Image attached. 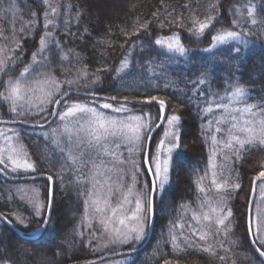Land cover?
I'll return each mask as SVG.
<instances>
[{"label": "trees", "instance_id": "16d2710c", "mask_svg": "<svg viewBox=\"0 0 264 264\" xmlns=\"http://www.w3.org/2000/svg\"><path fill=\"white\" fill-rule=\"evenodd\" d=\"M240 1L243 0H49L54 6H62L61 15L56 18L57 24L52 27L54 39L60 46L57 48L55 44L50 43V51L44 53L46 62L50 65L47 75L62 84L63 91L60 95L69 89L64 83L65 80L91 85L98 77V83L92 88L95 94L127 97L138 101H143L146 96H158L168 103L167 115L181 116L180 148L173 156L170 182L163 196L157 193L155 198L151 238L135 253L129 264H162L166 259L171 262L179 259L169 242L168 226L169 221H176L180 214L197 211L200 199H198L196 181L201 177H203L202 181L209 179L208 175H205V170L210 155V132L206 140L203 131L207 130L210 114L202 111L208 106L206 99L211 100L213 96L230 92L234 86H242L249 91L245 103L259 104L264 101V0H250L249 6L255 10L254 16L242 20L239 26H236L232 21L237 19L235 6L240 4ZM14 2L17 9L15 12L22 13L23 21L18 22L17 15L7 16L5 7L2 8L7 1L0 0V42L3 41L4 46L10 49V59H14L17 55L23 56V63L19 64L15 73H11L18 75L30 63L31 53L37 48L43 25L41 15L46 8L38 0H14ZM33 8L36 13L30 12ZM208 17H214L212 25L204 33L196 34L194 22L198 25ZM252 18L257 20L256 25L251 24ZM11 20L15 22L13 32L7 30L8 22ZM30 21L31 30L21 33V29L28 26ZM143 23L148 24V31L141 30L137 33L136 29ZM220 29L242 31L253 35L247 37L246 45L230 42L219 45L211 51H205L204 48L212 43V36ZM171 34H177L182 44L190 48L186 55L166 53L153 43L157 38ZM7 39L15 41L12 45H7L5 44ZM235 47L241 49L239 54L233 50ZM121 60H127L128 67L117 73L115 69L121 67ZM83 71H86L90 78L81 77L80 73ZM200 79H204L205 82L199 83ZM200 93L204 95L201 96ZM124 104L132 109H146L155 116L159 112L155 104L144 107ZM0 111L7 113L5 110ZM48 117L38 120L30 115L22 117L7 114L1 118L44 122ZM159 129L153 134V151ZM243 155L246 159L234 160L233 165L239 173L238 182L242 184L243 190L238 196L233 193L228 207L233 211V219L237 226L236 233L240 237L239 257H247V264H264V260L249 244L246 233V206L251 179L257 175L261 166H264V151L249 149ZM131 161L122 171V174L126 173L123 175V181L126 183L118 180L119 187L116 189L123 191L132 185L135 170L131 166ZM140 161L139 155L138 165ZM145 178L146 175L143 173L136 178L137 192L143 190ZM36 181L47 184L43 179ZM7 182L8 180L0 175L2 194L4 183ZM71 183V185L66 184L69 186L64 195L62 193L59 195V184L54 183V202L57 203L59 199H65L64 201L70 203L77 202L80 197V194L77 195L79 190L74 182ZM47 187L46 185L41 188L42 197L46 200ZM20 205L17 195H0V213L6 215L15 227L24 232L37 229L41 223L37 222L32 211L25 213ZM57 205L58 208L61 206V204ZM74 206L75 210L71 220H68V227L64 229L72 228L75 216L80 212V210L76 212V207L79 206L77 204ZM16 213L26 218L27 227L17 222L13 216ZM0 222V260H6L8 264H51L45 263L41 258L30 259L28 256L29 249L34 250L39 256L40 238H25L1 220ZM142 242L127 248H135ZM250 254L252 258L248 257ZM202 256L198 251L189 249L183 259L186 264H200Z\"/></svg>", "mask_w": 264, "mask_h": 264}, {"label": "snow or ice", "instance_id": "6c2138e0", "mask_svg": "<svg viewBox=\"0 0 264 264\" xmlns=\"http://www.w3.org/2000/svg\"><path fill=\"white\" fill-rule=\"evenodd\" d=\"M43 4L47 6L49 11H44V34L39 39V48L36 52L31 53V61L26 65L18 75H11L15 73L19 64L23 63V56L17 55L14 59L8 57L0 58V110H5L7 113L16 116L27 117L30 114H45L58 116L63 123L62 129H54L53 135L59 134L63 139L65 147L60 149L61 155L64 159L61 161L62 166L67 164L69 160L72 163L69 165L70 170L77 171L83 180H77V187L83 186L86 190L83 195L85 197L83 203L85 205L84 211L87 213L89 207H93L96 213L104 214L111 211L113 219H109L106 223L101 220V225L108 230V224L113 223L115 226L111 231L115 234L113 243L120 244H136L146 239L148 229L150 227L149 221L155 216V198L157 193L163 196L166 186L170 182L171 164L174 153L180 148V134L179 124L181 116L179 114L167 115L168 103L165 99L158 96H146L142 101L143 105H152L155 103L158 106L159 112L156 117H151L150 113H141L140 115H126L123 119H117L106 115L103 111H99L97 107H90L88 103H81L73 101L68 102V96L73 94L71 85L77 81L65 80L64 83L69 85V91L65 92L63 97H60V92L63 91L61 85L50 75H47V70L50 67L46 62L47 58L44 53L50 51L49 44H55L59 48V42L54 39L53 33L47 31L50 26L55 27L57 24L56 18L61 15V5H52L49 0H42ZM237 11H239L237 9ZM254 8L249 7L247 11L248 17L254 16ZM51 14V18H50ZM35 15V14H33ZM214 17H208L204 22H199L198 25L194 22V31L196 34H202L206 29L212 25ZM251 24L256 25L257 20L251 19ZM233 25L239 26L237 20L232 21ZM14 26V25H13ZM32 22L21 29V33L31 30ZM141 30L147 32L148 24L143 23L137 29V33ZM249 35L242 31L221 30L218 34L212 36V45L205 51H211L219 45H225L230 42L237 44H247ZM23 37H21L22 39ZM155 45L166 48L168 52L178 53L180 56L187 54L188 49L184 47L178 35L173 34L164 38H157ZM19 47V44H17ZM237 54L241 49L235 47L233 49ZM13 51H15L13 49ZM5 52V49L0 48V53ZM38 56L40 59H38ZM66 59V57H65ZM121 67L116 68L115 71L120 73L128 67L127 60H121ZM151 63V61H149ZM86 67V66H85ZM112 71V69H106ZM81 77L88 79V73L83 71L80 73ZM205 76L207 73L204 74ZM7 77V79H4ZM31 78V79H29ZM99 78L93 80L84 91V95L92 94L93 100H96V94L92 92V88L96 86ZM204 79H200L199 83L203 84ZM79 86V85H78ZM199 95L203 96L204 93ZM59 97V98H58ZM249 97V91L242 86H234L226 97H215L211 100L206 99L207 107L202 111L208 114L214 113L215 110H221V115L213 120H208L207 130L203 134L207 140L209 132L212 151L209 155V163L205 170V175H208V170H211V181L209 187L206 189L201 181L203 177L196 181L198 199L201 203L199 205L201 211L199 214L193 213L192 220L196 225H200L201 221L208 222V229L204 230L193 226L192 223L187 224L188 231H185V224L177 225L175 221H169L168 238L172 245L173 252L180 255L187 252L189 249L201 253H207L210 256L214 255L213 248L208 244L210 238H214L223 229L225 235H229L231 230L229 223L233 218V211L227 207L229 201L232 199L233 193L237 196L242 191V184L239 173L234 168L228 170V176L218 180V176H223V171L217 172V165L214 159L217 156V149L227 150L235 160H244L246 157L243 153L249 149H260L264 151V101L259 104H247L244 106L233 107L234 104L245 102ZM115 100V97H111ZM227 99L228 103L222 101ZM125 103H129L127 97L124 98ZM135 103V102H132ZM5 104L8 105L5 109ZM55 107L49 108L50 105ZM63 104L64 110H60ZM100 109H112L116 113H129L131 110L121 105L113 109L111 103H104L98 106ZM158 120H166L168 129L164 131V138L156 143V149H152L153 131L161 127L157 123ZM74 121V123H71ZM26 123L23 121H0V123ZM213 123L215 128L213 129ZM42 127V125H39ZM203 130V129H202ZM8 132L15 134V129H8ZM0 137H3L5 144L0 147V173L5 172L9 165L13 173L20 171L36 172L35 162H30L27 159V153L23 151V147H18L13 143V136L5 134L0 130ZM121 144L128 147L130 155L139 154L141 157L140 164L133 159L131 166L135 170L133 179V187L127 188V193H123L121 189H113L110 181L113 179V169L116 168L115 179L123 181V175L120 169L115 164L113 167H108L110 161L109 157H114L115 153L110 151V145L119 148ZM59 146V144L57 145ZM67 151V155L64 153ZM6 154V155H5ZM24 158L21 159L20 156ZM227 158V156L225 157ZM127 159L119 161L120 166H126ZM79 165L77 168L76 166ZM103 169V171H101ZM145 174L146 178L143 183V190L134 192V186L137 182V177ZM233 173H235V181L233 182ZM103 177V180L100 178ZM48 181L53 180V176H47ZM264 182V166H261L260 171L253 178L252 191L253 195L256 192V182ZM214 189V192H213ZM33 191L31 199L28 201L34 216L39 218L41 224L35 229L40 232L48 227L51 222V214L44 216L42 209L45 205L41 204L38 195ZM209 193L212 196L209 197ZM115 199L117 206L112 207L111 201ZM213 199L215 204L213 205ZM133 207H125L131 205ZM261 202L264 203V184L261 188ZM103 203V207L99 205ZM253 199L249 197V213L247 220V231L259 236L264 231V209H257L255 221L251 214V205ZM51 201L49 202V206ZM183 207V206H182ZM207 208V211L203 209ZM117 213H120L117 215ZM15 219L19 224L27 227L25 219L20 213H16ZM0 220L11 224V221L6 215L0 214ZM215 226V231L211 230V226ZM177 228L180 230V236L177 235ZM182 237V239H181ZM198 237V240H194ZM235 243V242H233ZM253 243H259L264 248V239H258ZM183 244V247L181 245ZM207 245V246H205ZM257 251H260L258 248ZM260 255L264 256V251H260ZM221 260L224 257H220ZM0 264H8L6 260H0ZM124 264V262H118ZM163 264H170L169 260H164Z\"/></svg>", "mask_w": 264, "mask_h": 264}, {"label": "rangeland", "instance_id": "374dc122", "mask_svg": "<svg viewBox=\"0 0 264 264\" xmlns=\"http://www.w3.org/2000/svg\"><path fill=\"white\" fill-rule=\"evenodd\" d=\"M5 1H7V3H5L2 6V8L5 7L4 9L5 14L9 17H13L14 15H17L18 22H22L23 21L22 13L15 12L17 10L15 9L16 2H14V0H5ZM38 1L42 2V0H38ZM249 3H250V0H243V1H240V4L235 6L236 8L235 10L237 13V19L235 20L238 21V24L241 23L242 20H246L249 18L247 15L248 8L251 7L249 6ZM44 6L46 9L43 11H46L48 8L46 5ZM237 9L239 11H237ZM30 12H35L34 8L33 10L31 9ZM50 18H51V15H50ZM8 23H9V27L7 28V30H9L10 32H13L15 29V22L11 20V22H8ZM41 23L44 24L43 14L41 15ZM221 30H227V29H220L216 32V34H218ZM47 31L52 32V26H50L49 29H47ZM44 32H45V29L42 25V32H41L40 37L44 34ZM171 35H168V36H171ZM160 38H164V37H160ZM13 41L15 40L7 39L5 41V44L12 45L14 43ZM211 45L212 43L209 46L205 47L204 49H209ZM158 47H160L166 53L179 55L178 53L168 52L166 48H162L161 46H158ZM184 47L188 49V52L190 51L189 47H186V46ZM0 48L5 49V52L0 53V58H3L5 56L9 58L11 51L10 49L4 46L3 41L0 42ZM38 48H39V40H38V45H37L35 52L38 50ZM71 81H75V80H71ZM59 84L62 87V84L61 83ZM78 85L77 83H73L70 87L85 91L86 88L89 86V84H81L79 82H78ZM2 91H3V88L0 90V92ZM227 93H230V92H227ZM227 93L218 95L217 97H226ZM127 99H131V98H127ZM73 101H78L81 103H88L90 107H97L99 111H103L106 115L117 118V119H123L125 118L126 115H140L141 113H150L151 117L153 118L156 117L154 114L147 111L146 109H132L129 105L124 104V103H115L112 101H105V100L97 101V100L90 99L89 97H81V96H75V97L68 98L69 104H71ZM222 102L228 103L227 99H224ZM104 103H111L113 105V109L123 105L124 107L130 109L131 111L129 113L124 114V113H116L112 109H100L98 106ZM244 103L245 102L234 104L232 106L242 108L244 106ZM7 107L8 105H6L5 108L7 109ZM52 107L53 105L49 106V108H52ZM212 107L214 108V113L210 114V120L215 121V119L221 115V110H215L214 104L212 105ZM60 110L61 111L64 110L63 104H61ZM7 114L11 116H16L11 113L5 114V112L0 111V118ZM42 115H45V114H35V110L33 114H30V116H33V118L35 119L38 118V120L42 119L41 118ZM48 116L49 115H46L45 117H48ZM63 123H69V121L61 122L59 120V117L55 116L53 122L44 127H24L22 125L0 124V130H2L5 134L9 136H13V143L16 144L18 147L20 146L23 147V151L27 153V159L30 162H35L36 168L38 169V171L36 172L20 171L18 173H13L11 171V166L9 165V168L5 171L7 175L14 177V176L36 174V173H48L53 176L54 183L56 185L59 184L58 186L59 195H61V193L62 195H64V193L66 192V189L69 186L66 184L70 183L71 185L72 184L71 182H74L76 188L79 190L77 195L80 194V197L77 196L78 197L77 202L74 201L73 203H70V202L64 201L65 199H59L57 203L56 202L53 203L51 222L48 225V227L44 230V232L38 237L40 238V242H41V248L38 253L39 256L35 254L34 250L29 249L28 251L29 258L30 259L37 258V260H40L41 258L42 260H44L45 263H51V264H58L60 262H63L65 264H79L85 261H89L101 255H105L108 253H114L120 250L130 249L127 247L135 245V244L113 243V241L115 240V234L111 231V229L118 225L109 223L108 230H105V228L101 225L100 223L101 220H104L106 223L109 221L110 218L114 220L110 209L108 212L104 214L96 213L93 207H89L87 213L84 211L85 205L83 201L85 197L83 193L86 189L83 186L78 188L76 184V181L83 180V177L80 176L77 171L70 170L69 165L72 163L71 160H69L67 164L62 166L61 161L64 159V156L61 155L60 149L64 148L65 144L59 134L55 136L53 135L54 129L63 128ZM71 123H74V121H71ZM168 127L169 126L167 125L166 120H164L163 124L161 125L159 129V133L155 141L156 143L160 139L164 138V131L165 129H168ZM10 128L15 129V134L12 132H8V129ZM214 128H215V123H213V129ZM211 134L213 133L210 132V136ZM156 143L154 144L155 145L154 151L156 149ZM4 144H5V141L3 137H0V147H3ZM58 144L59 146H57ZM110 151L114 152L115 156L108 158V160L110 161V163L108 164V167L111 168L113 167V164H115L117 168L120 169L121 173L124 169V166L119 165L120 160L127 159L129 163L131 160L134 159L138 163L139 154L130 155L128 151V147L124 144H121L119 148L110 145ZM211 151H212V144L210 140V153ZM216 151H217V156L214 159V163L217 165L216 170L218 173L221 170L223 171V176H218V180L222 181L224 177L228 176V170L230 168H234L233 165H234L235 158L230 153H228L227 150H222L218 148ZM64 155L65 156L67 155V151L64 153ZM226 156L227 158H225ZM20 158L23 159L24 156L21 155ZM208 163H209V159H208ZM0 167H3V166L0 165ZM76 167L78 168L79 165H77ZM116 170L117 169L114 168L113 173H110V175H113V179L110 181V184L113 187V189H116V187L117 188L119 187L118 180L115 179ZM101 171H103V169H101ZM208 172H209L208 174L209 179L201 182L202 185L206 189L209 187L210 181H211V174H210L211 170H208ZM234 175L235 173H233V178H234ZM100 179L103 180V177H101ZM262 184L264 183L261 181V183H259L256 188V195H255L256 199H254L253 208H252V217L254 221L257 215V209L258 208L264 209V203L261 202ZM46 185L48 186V184H45L44 182L36 181V180L13 181V182L8 181L7 183H4L5 188L3 192L5 194L4 193L2 194V192L0 191V195H4V196H8L10 194L17 195V199L21 204L20 205V208H22L21 210H23L25 213L30 212V211L33 212L30 204H28V201L31 199L33 195L32 190H35V193L39 197L40 203L45 205V208H46L47 200L46 198L44 199L42 197V192H41V188ZM129 187H133V182H132V185H130ZM122 192L127 193V190H123ZM134 192H137L136 186H134ZM213 192H214V189H213ZM211 196H212V193H209V197ZM212 202L214 205L215 200L213 199ZM57 204H61V206L58 208ZM74 204H77V206H79V208L76 207V212L78 210H80V212L77 215L78 217L75 216L72 228L68 229L69 230L68 231L67 229H64V228L68 227V220L69 219L71 220V215L75 210ZM99 206L103 207V203H101ZM111 206L112 207L117 206V201L115 199L111 201ZM125 207L134 208V202L131 205H125ZM45 208L42 209L43 214L45 213ZM203 210L207 211V208ZM200 211L201 209L200 207H198L197 211H190V212L188 211L186 213H182L178 216L175 222L177 223V225H179L180 223H184L186 232L188 231L187 229L188 223H192L193 226L207 230L209 227L208 222L201 221L200 225H196L195 221L192 220L193 213L195 212L199 214ZM119 214L120 213H117V215ZM13 216L15 218V215ZM37 222H40L39 218H37ZM25 224H27V222H25ZM0 227H1V222H0ZM236 227H237L236 221L232 218L229 223V228L231 230V233L229 235H225L223 229H221L218 235L208 240V244H210L213 248L214 255L210 256L207 253L199 252L200 254L203 255L202 258L200 259V264H247V257H241V256L239 257L238 250L240 246V237L236 233ZM211 230L215 231L214 225L211 226ZM21 232H23L24 236H30V237H35V235L37 234L35 229L26 231V232L24 231H21ZM177 235L180 236L179 228H177ZM253 238H254V241L258 239H264V231H262L259 234V236H257L254 230ZM193 239L198 240V237H194ZM256 245L259 247L261 251H264V248H262L259 245V243H256ZM181 247H183V244L181 245ZM185 253L186 252H183L180 255H177L179 259H176L175 263L186 264L185 260L183 259L185 257ZM134 257H135V254L122 255V256L105 259V260L99 261L94 264H118V262H124V264H129L133 260ZM220 257H224V259L221 260ZM248 257L252 258V255L250 254Z\"/></svg>", "mask_w": 264, "mask_h": 264}, {"label": "water", "instance_id": "95a60500", "mask_svg": "<svg viewBox=\"0 0 264 264\" xmlns=\"http://www.w3.org/2000/svg\"><path fill=\"white\" fill-rule=\"evenodd\" d=\"M68 91H69V89L66 90L65 92H68ZM71 91H72L73 94L69 95L68 97H70L72 95L81 96V97H92V94L91 93H89L88 95H84L83 94L84 93L83 90L71 89ZM64 93L62 95H60V97H63ZM96 97L97 98L106 99V100H109V101H114V102H124V98H117V97H115L116 99L115 100H112L110 96H104V95H99V94H96ZM127 100L132 105H136V106H139V107L148 106V105H143L142 104V101H137V100H133V99H127ZM132 102H135V103H132ZM153 104H155V103H153ZM53 107H55L54 104H53ZM54 117L55 116H51L50 115L49 118L46 121L42 122V123H36V122H28V121H26V123H19V122H17V123H0V124H21V125H23L25 127H38L39 125H42V127H44V126H47L48 124H50L52 122V120L54 119ZM0 121H23V120H17V119L15 120V119H9V118H0ZM163 122H164V120H158L157 121V123H159L161 125L163 124ZM157 130L158 129H154L153 134ZM0 175L4 179H6L8 181H11V182H13V181H26V180H37V179L46 180L48 182V192H47V201H46V208H45L44 216H48L49 215V212L52 215V208H53V202H54V182H53V180L52 181H48L47 180V176H49V175H47L45 173H36V174H30V175H23V176L12 177V176L7 175L5 172L0 173ZM255 176H253L252 179H251L250 191H249V197H251L253 199V201H254V197H255L256 192L253 195V191H252V181H253V178ZM258 182H259V180L256 182V185H257ZM50 201H51V204L49 206V202ZM252 206H253V203L251 205V214H252ZM249 210L250 209H249V205H248V202H247V206H246V233H247V238H248L249 244L251 245V247L253 248V250L255 251V253L262 260H264V256H261L260 255V251L261 250L260 251H257V249L259 247L256 245V243H253V241H254L253 233H249L247 231V220H248V215L247 214L249 213ZM1 221L5 225H7L9 228H11L13 231H15L16 233L20 234L21 236H24L23 235V232H21L19 229H17V227H15L12 224V222H11V224H9V223L4 222L3 220H1ZM149 224H150V227L148 229L147 237H146V239L143 240V242L139 246H137L135 248L126 249V250H120V251H117V252H114V253H108V254H105V255H101V256H98L96 258H93V259H91L89 261H85V262H82V263H79V264H94V263H97V262L102 261V260H105V259H109V258H113V257H117V256H122V255H129V254H133V253L138 252L139 250H141L149 242V240L151 238L152 231H153V225H154V218L149 221ZM44 230H42L40 232H37V234L35 235V237H30V236H24V237L25 238H29V239L38 238L44 232ZM170 264H178V263H175V262H171L170 261Z\"/></svg>", "mask_w": 264, "mask_h": 264}]
</instances>
